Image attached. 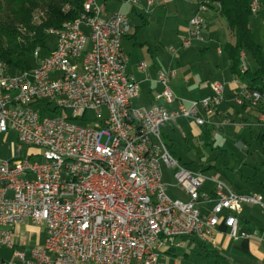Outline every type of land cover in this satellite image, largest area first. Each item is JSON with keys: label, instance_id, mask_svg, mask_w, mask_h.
Segmentation results:
<instances>
[{"label": "built area", "instance_id": "obj_1", "mask_svg": "<svg viewBox=\"0 0 264 264\" xmlns=\"http://www.w3.org/2000/svg\"><path fill=\"white\" fill-rule=\"evenodd\" d=\"M162 1L144 0V7ZM211 5L219 7L204 1L189 20L181 50L202 42ZM260 9L252 0L251 13ZM128 28L126 15L87 0L76 20L49 31L54 47L43 58L37 48L31 69L14 72L0 60V135L14 133L17 140L16 156L0 160V250H13L12 261L2 264H158L159 251L185 238L215 246L221 223L233 241L254 237L239 230V215L243 206H255L264 218L261 197L234 193L219 181L211 196L203 193L204 178L179 165L160 133L182 118L209 125L220 114L224 85L211 83L208 98L186 106L170 88L175 71L159 72V97L176 107H132L139 87L125 70L121 41ZM240 60L245 70L244 53ZM234 81L241 93L236 104L264 105L258 91ZM162 166L175 170L185 201L166 194ZM27 223L46 228L29 258L12 242Z\"/></svg>", "mask_w": 264, "mask_h": 264}, {"label": "rangeland", "instance_id": "obj_2", "mask_svg": "<svg viewBox=\"0 0 264 264\" xmlns=\"http://www.w3.org/2000/svg\"><path fill=\"white\" fill-rule=\"evenodd\" d=\"M104 1L109 12H120L127 16L130 24L129 34H133L135 28L140 26V20L136 14L130 12L131 6L125 2L126 0H96L99 5H102ZM137 8L139 9V6ZM189 10L190 8L187 10L182 9L180 3L173 4L168 7V16L156 17L157 20L154 19L149 26L142 28L138 34L137 42L146 44L144 49L138 48L134 44V40H124L121 46L130 63L135 65L143 63L147 67H150L153 63L158 64V66H166L169 60L177 58V55H172L168 49L170 46L176 51L180 49V38H184L181 28L185 27V23L189 21ZM215 11L216 18L213 13L204 15L207 28L201 33V38L207 47V51L199 57L194 56L192 65L194 64L196 67L193 68L192 74L194 77L190 80V85H185L183 80L178 82L180 92L175 96L184 102L202 98L199 95L200 92H197L198 86L202 84L200 83L201 78L205 80L203 86L206 88L214 82L224 84V79L228 80L230 77L229 60L225 53V46L232 43V38L228 34L224 19L217 9ZM250 28L255 42L262 46L264 51V9L261 8L258 13L252 15ZM54 44V39L51 38L49 48L54 47ZM202 45L203 43H195L192 49ZM217 47L221 50L220 55L216 52ZM147 50H150V53ZM178 53L181 55L185 51L179 50ZM45 55L46 52L43 51L41 58ZM245 55V66L254 69L256 67L254 60L249 54ZM200 72L203 76L200 75ZM171 90L173 92L172 88ZM141 96L138 100L132 101V107L140 108L145 105V99ZM59 114L62 113L59 112ZM42 115L55 116L45 112H42ZM87 118H93L92 112L87 113ZM72 123L83 125L80 121H72ZM211 129L210 146L205 145L199 139H192L191 143H188L189 147H186L178 134L175 133L173 147L169 151L175 153L173 157L180 166L191 172L201 174L205 181L203 190L208 191L213 181H219L235 193L243 195L256 194L264 202V188L259 185V182L264 180V145H261L264 140L262 142L256 140L249 147L240 148L238 145H242V142L237 141V137L224 135L223 128ZM160 133L163 135V128H161ZM164 142L168 143L166 139H164ZM16 145L17 140L14 133L0 135V160L9 161L13 159L16 156ZM186 148H188V151ZM209 167L211 168L209 169ZM161 170L163 183L166 185V194L172 199L185 201L183 191L176 186L173 179L175 170L166 169L164 166ZM241 218L264 232V218L258 207L243 206ZM31 232L33 235L29 237V245L24 249L26 253L31 248L42 244L45 239L46 228L45 226H39ZM15 245L17 246L18 243ZM0 259L5 263L11 262V252L8 249H1Z\"/></svg>", "mask_w": 264, "mask_h": 264}, {"label": "crops", "instance_id": "obj_3", "mask_svg": "<svg viewBox=\"0 0 264 264\" xmlns=\"http://www.w3.org/2000/svg\"><path fill=\"white\" fill-rule=\"evenodd\" d=\"M138 5H131V13L136 14L140 20V26L136 27L133 34L130 33V27L127 30L126 35L121 41V44L124 40H134L135 45L144 49L146 44L138 43V34L142 28L149 26L151 21L154 19L157 20L156 17H166L167 10L169 6L173 4L180 3L182 9L185 10L190 8V16L189 20L197 14L199 6L208 0H163L158 5L150 8L149 10L144 7V0H139ZM102 5H105L104 1ZM139 6V9L137 8ZM219 12V7L215 5H211L209 10L206 12L207 14H214L216 18V11ZM107 10V7H106ZM108 14H112L107 10ZM203 14L204 15L206 14ZM206 20V19H205ZM189 22V21H188ZM188 22L185 23V27L181 28L184 37L187 35V27ZM130 25V24H129ZM183 38V37H182ZM180 38V40L182 39ZM175 42V41H174ZM202 44L201 47L196 49H192L194 44ZM193 46L179 55L178 51L176 53H171L172 55H177V58H172V60L168 61V64L165 66H158V64L153 63L150 67L146 66V70L143 73H139L136 70L137 65L131 64L129 58L127 57V64L125 70L128 74L133 75L135 80L138 83L139 93L138 97L135 100H138L139 97H143L145 99V105L140 108L149 109L154 105L163 106L168 109L175 108L176 105H167L160 97L161 86L157 84L156 77L159 72L166 73L168 71H175V76L170 82V86L173 89L174 95H178L180 90L178 88V82L183 80L185 85H190V80L193 79L194 75L193 68L196 65H192V61H194V56H201L207 51L206 45L204 42H195ZM169 48H172L171 46ZM123 50V49H122ZM193 50V51H191ZM218 50L220 53H218ZM169 51V49H168ZM150 53V50H147ZM216 52L218 55L221 54V50L217 47ZM179 55V56H178ZM246 58V57H245ZM176 61V63H175ZM230 68V62H229ZM245 68H248L245 66ZM202 75V72H200ZM197 78V76H195ZM235 77H233L230 73L229 79H224V91H223V103L219 108V115L214 116L210 124L204 127H197L194 122L190 119H179L176 123L172 125H168L163 127V135L161 137L164 141L166 139L168 143H165L169 150H172L175 133L178 134V137L181 138L182 142L186 147L188 143H191L192 139H199V141H203L205 145L210 146L211 140V128H223L222 132L224 135H229L231 137H237V141L242 142L240 148L249 147L253 143V141L262 142L264 140V120L261 122V117H264V105L259 106L258 108H253L248 103H244L243 105H238L235 103V98L240 97V88L237 83L234 81ZM200 86H198V91L200 92V100L208 98L211 95L210 84L204 88L205 80L201 78ZM178 99V98H177ZM181 100V99H179ZM134 101V100H133ZM182 101V100H181ZM198 101V100H194ZM186 106L189 105L191 101H182ZM257 130L258 132H256ZM205 132H207L205 134ZM261 132V134H260ZM258 133V134H257ZM257 134V135H256ZM223 135V136H224ZM207 142V143H206ZM261 145H264V141ZM188 151V148H186ZM171 152V151H170ZM174 156L175 153L171 152ZM211 167H209L210 169ZM257 171V169L255 168ZM205 181L201 186V191L208 196H211L214 189V181L212 185L207 190L204 189ZM259 185L264 188V180L259 182ZM232 191V190H231ZM233 192V191H232ZM235 193V192H234ZM238 194V193H237ZM186 200V197H185ZM255 207V206H254ZM205 208L208 210L211 208V203L205 205ZM243 213V209L241 214L239 215V230L248 234H253L254 237L247 240H238L233 241L227 235V230L224 228L222 223L218 227V235L216 237V245L211 246L209 244L200 243L193 238H185L180 240V245L177 248L171 249H162L159 251V260L158 264H264V232L253 224H248L245 220L241 218ZM37 227L31 226L27 223L25 226L17 227L14 231V235L12 238L14 250L21 251L25 254L27 258H29L30 251L28 253L24 252V249L29 245V237L33 235L31 230H35ZM22 242H25L27 245L25 247L22 246ZM44 242V240H43ZM42 242V244H43ZM18 243L16 246L15 244ZM37 245V246H42ZM16 247H15V246ZM36 247V246H35ZM34 248V247H33ZM5 249V248H3ZM11 252V249H8ZM15 261V260H14ZM0 262H4L0 259Z\"/></svg>", "mask_w": 264, "mask_h": 264}, {"label": "trees", "instance_id": "obj_4", "mask_svg": "<svg viewBox=\"0 0 264 264\" xmlns=\"http://www.w3.org/2000/svg\"><path fill=\"white\" fill-rule=\"evenodd\" d=\"M85 1L0 0V60L14 72L31 69L37 48L46 52L44 57L53 48H49L50 39H54L49 31L76 20ZM208 1L219 4V14L232 38V43L225 46L231 75L264 97V51L250 28L252 0ZM259 4L264 9V0H259ZM241 53L251 56L256 64L254 69L241 70Z\"/></svg>", "mask_w": 264, "mask_h": 264}, {"label": "bare ground", "instance_id": "obj_5", "mask_svg": "<svg viewBox=\"0 0 264 264\" xmlns=\"http://www.w3.org/2000/svg\"><path fill=\"white\" fill-rule=\"evenodd\" d=\"M86 1H87V0H86ZM86 1H85V2H86ZM156 5H157V4H149V9L152 8V7H154V6H156Z\"/></svg>", "mask_w": 264, "mask_h": 264}]
</instances>
